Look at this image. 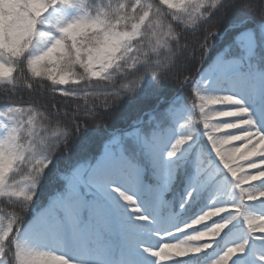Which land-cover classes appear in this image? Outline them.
Instances as JSON below:
<instances>
[{"label":"snow or ice","instance_id":"snow-or-ice-1","mask_svg":"<svg viewBox=\"0 0 264 264\" xmlns=\"http://www.w3.org/2000/svg\"><path fill=\"white\" fill-rule=\"evenodd\" d=\"M0 90V264H264V0H0Z\"/></svg>","mask_w":264,"mask_h":264},{"label":"trees","instance_id":"trees-1","mask_svg":"<svg viewBox=\"0 0 264 264\" xmlns=\"http://www.w3.org/2000/svg\"><path fill=\"white\" fill-rule=\"evenodd\" d=\"M178 2V0H177ZM183 27V25L181 26V28ZM184 35L187 37L188 41L191 42L193 40H195L199 35L200 33H194V32H191V31H188V32H185ZM14 69H15V66H13ZM13 76H17L19 77L20 73L16 70H14L12 73H11ZM142 73H137L136 75H141ZM135 79V76H130L128 78L127 81H119L117 82V86H119L120 83H127L131 80ZM18 96H25L27 97L28 93L25 91V92H21V93H17ZM0 102H2V90H0ZM193 99L191 97L188 98V103L191 104L193 103ZM52 103H55V101H52ZM201 128H202V125H201ZM103 143V140H102V135H101V138H98L97 141H96V144H95V147L96 148H100L101 145ZM51 187V186H50ZM0 208H3L7 211H11L12 209L10 208H7V203L3 200V198H0ZM210 223V221H209Z\"/></svg>","mask_w":264,"mask_h":264},{"label":"rangeland","instance_id":"rangeland-1","mask_svg":"<svg viewBox=\"0 0 264 264\" xmlns=\"http://www.w3.org/2000/svg\"><path fill=\"white\" fill-rule=\"evenodd\" d=\"M238 146V144L236 145ZM165 242H174V241H165ZM45 252H50L51 250H44ZM62 253H59V252H51V255H60Z\"/></svg>","mask_w":264,"mask_h":264}]
</instances>
